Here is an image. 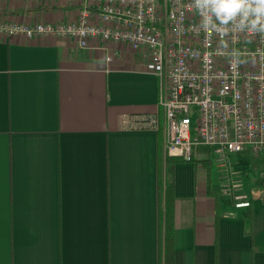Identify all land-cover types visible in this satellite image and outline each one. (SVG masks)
Listing matches in <instances>:
<instances>
[{"label": "crops", "instance_id": "crops-1", "mask_svg": "<svg viewBox=\"0 0 264 264\" xmlns=\"http://www.w3.org/2000/svg\"><path fill=\"white\" fill-rule=\"evenodd\" d=\"M75 18L64 1L0 0V21ZM93 43L0 37V264H164L161 134L123 122L161 114L158 80L147 56L114 44L108 61ZM228 154L176 164L170 264H264V152L241 153L258 182L222 193L198 165Z\"/></svg>", "mask_w": 264, "mask_h": 264}, {"label": "built area", "instance_id": "built-area-1", "mask_svg": "<svg viewBox=\"0 0 264 264\" xmlns=\"http://www.w3.org/2000/svg\"><path fill=\"white\" fill-rule=\"evenodd\" d=\"M64 1L76 7V18L63 23L0 21V37L28 40L63 38L78 47L105 43L129 47L150 60L158 80L161 114L125 116L131 128L161 134L163 164L167 158L193 161L199 144L216 155L264 152V34L205 31L193 0H26ZM240 181L232 180V184ZM230 187L224 184L222 193ZM235 206L248 207L245 194Z\"/></svg>", "mask_w": 264, "mask_h": 264}, {"label": "clouds", "instance_id": "clouds-1", "mask_svg": "<svg viewBox=\"0 0 264 264\" xmlns=\"http://www.w3.org/2000/svg\"><path fill=\"white\" fill-rule=\"evenodd\" d=\"M205 31L235 30L264 34V0H193Z\"/></svg>", "mask_w": 264, "mask_h": 264}, {"label": "trees", "instance_id": "trees-1", "mask_svg": "<svg viewBox=\"0 0 264 264\" xmlns=\"http://www.w3.org/2000/svg\"><path fill=\"white\" fill-rule=\"evenodd\" d=\"M160 134V133H159ZM160 136V135H159ZM161 138V137H160ZM159 163L162 169L159 173L158 181V207L160 211V242L162 243L163 253L162 259L164 264H170L173 262V217L175 207V188H174V172L175 166L178 163L184 162L180 158L169 157L165 161V175L166 181L163 184V153L162 145L159 146Z\"/></svg>", "mask_w": 264, "mask_h": 264}, {"label": "rangeland", "instance_id": "rangeland-1", "mask_svg": "<svg viewBox=\"0 0 264 264\" xmlns=\"http://www.w3.org/2000/svg\"><path fill=\"white\" fill-rule=\"evenodd\" d=\"M71 10L74 11V8L69 6V5H63L60 7V10ZM196 153L198 155V159L203 160V159H209L214 157V153L212 151V147L209 145H205V144H199L197 146L194 147L193 149V153ZM241 153L244 152H239L237 154H228V156L225 158V160L223 161L224 166H220L221 162H215L211 167H204V166H199V171H200V177H203V179H205L208 176V173H210V177L213 181V186H215L216 188H220L221 186H223L224 184L227 185H231L230 188H234L232 187V178H237V179H241V183L243 186L247 184H250L251 182V178L252 177H256L257 182H258V174L257 172H251L252 171V167L249 165H243V159H246L245 157L241 156ZM246 153V152H245ZM250 154H256V153H252L249 152ZM234 156H237L238 159L242 160V164L238 165L237 163H235V161L237 160L236 158H234ZM242 158V159H241ZM230 163H234L235 164V171H231L229 168V164ZM241 185V186H242ZM239 186V187H241ZM236 187V188H239Z\"/></svg>", "mask_w": 264, "mask_h": 264}]
</instances>
